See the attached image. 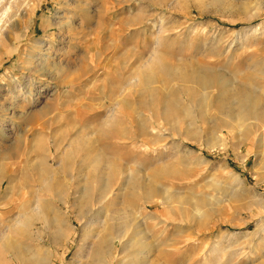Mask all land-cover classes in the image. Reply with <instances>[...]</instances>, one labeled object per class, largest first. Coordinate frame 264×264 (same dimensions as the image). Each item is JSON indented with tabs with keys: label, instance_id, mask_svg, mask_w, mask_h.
I'll use <instances>...</instances> for the list:
<instances>
[{
	"label": "rangeland",
	"instance_id": "374dc122",
	"mask_svg": "<svg viewBox=\"0 0 264 264\" xmlns=\"http://www.w3.org/2000/svg\"><path fill=\"white\" fill-rule=\"evenodd\" d=\"M212 1L0 0L1 24L26 13L0 47V264H82L111 235L128 246L103 244L106 264H264V0ZM193 69L211 101L199 139L160 98ZM255 90L262 117L241 140L227 97Z\"/></svg>",
	"mask_w": 264,
	"mask_h": 264
},
{
	"label": "bare ground",
	"instance_id": "6f19581e",
	"mask_svg": "<svg viewBox=\"0 0 264 264\" xmlns=\"http://www.w3.org/2000/svg\"><path fill=\"white\" fill-rule=\"evenodd\" d=\"M215 5H216V3H217V0H213L212 1ZM162 4V3H161ZM164 5V4H163ZM10 7H11V5H10ZM9 7V10L11 9V8H15L14 10L15 11H11L10 10V14L7 16V17H5V19H4V21H2L3 23L1 24V21H0V47L2 46V44H3V40H2V37H5V35L6 34H9V35H14V31H15V29L17 28V26H19L26 18H25V16H26V13H25V8L23 9L24 11H22V9H20V6H18V5H16V4H14V7H11L10 8ZM23 8V7H22ZM4 9V8H3ZM25 23H26V20L24 21ZM22 25V24H21ZM21 28V27H20ZM8 37V36H7ZM11 39V38H10ZM9 41V40H8ZM11 42V41H10ZM5 43H7L8 44V42H5ZM3 47H4V45H3ZM8 47V46H7ZM6 48V47H5ZM2 49V48H1ZM4 50V49H3ZM6 50V49H5ZM163 59V58H162ZM196 63V62H195ZM184 65V64H183ZM185 65H186V63H185ZM188 65V64H187ZM123 70V69H122ZM121 70V71H122ZM194 70V69H193ZM176 71V70H175ZM124 72V71H123ZM123 72H120L121 73V75H123L122 73ZM171 72H172V70H171ZM192 73L191 74H187L186 76L185 75H183V74H180V73H178L176 76H177V78H176V76H175V78H176V81L173 83V86H172V89H170V88H168V90H166V91H164V93H163V97H160L161 99H163V105H164V107H163V113L165 114V115H168V114H171L172 116H174L175 117V119L174 120H177L178 121V123H180V124H185V123H188V122H190V126H191V129L190 130H187L186 131V134L187 135H189L190 133H197V130H198V133L196 134V135H198V139L199 138H206L207 137V135H208V130H207V123H206V120H208L207 119V117H208V115H207V113H208V111H207V109H208V106L210 105V103H211V101H210V96H209V94H208V92L209 91H207L208 90V86H209V84H208V81H207V79H206V77H204L203 76V74L201 73V71L200 70H194V72L193 71H191ZM118 73V72H117ZM176 73V72H175ZM114 74V76L115 77H113L112 79H114V81H121V82H123V83H125L126 84V86H127V84H128V78L126 77V79H125V77H124V79L122 78V77H120L121 75H118V74H116L115 72L113 73ZM111 75V74H110ZM128 76V75H127ZM109 78H110V76H109ZM121 78H122V80H121ZM130 78V77H129ZM133 79V78H132ZM125 80V81H124ZM133 82H135L137 85V87L139 88V93H141V95H143L144 93H146L145 91H147V89L149 88V86H150V84H151V82H152V76L151 75H149V74H145V73H140L139 72V74H138V79H135L134 78V80H132ZM132 82V83H133ZM122 83V84H123ZM134 83V84H135ZM130 84V83H129ZM244 86V85H243ZM152 87V86H151ZM171 87V86H170ZM221 88H223V87H221ZM246 88V87H245ZM137 89V88H136ZM154 89V88H153ZM224 89H225V87H224ZM157 90V89H156ZM239 90V89H238ZM242 90V89H241ZM138 91V90H137ZM157 91H159L160 92V90H157ZM159 92H157V93H159ZM162 90H161V93L160 94H162ZM138 93V92H137ZM138 93V94H139ZM231 93H233V92H231ZM240 93V92H239ZM242 93V92H241ZM245 93V92H244ZM243 93V94H244ZM137 94V95H138ZM234 94V96H236L235 95V92L233 93ZM237 94V96H238V92L236 93ZM243 94H239L240 96H239V98L238 97H236V99H234L232 96V94L229 96V97H227L228 98V101L230 102H228V104H229V113H228V115H232L231 116V118H230V120H228V121H226V123H227V125L226 126H223V129L224 130H226V131H228L231 135H232V133L234 132V131H236V133H237V135L239 136V138L242 140L243 139V136H244V131L242 132V130L244 129V127L246 126V124H245V122H247V121H245V119H247V118H249L250 120H252L254 123H255V125L258 127V125H259V123H260V120H261V115H262V113H261V105H260V103H259V98L257 97V92H256V90H255V93H253V92H251L250 94H252V95H250L251 97H249V96H247L248 95V93L246 94V96L245 95H243ZM255 94H257V95H255ZM109 95H111V94H109ZM136 95V96H137ZM228 95V94H227ZM253 95H255V96H253ZM145 96V95H144ZM160 96V95H159ZM162 96V95H161ZM110 97V96H109ZM108 98V97H107ZM111 98V97H110ZM238 98V99H237ZM139 99H140V97H139ZM142 99V98H141ZM140 99V100H141ZM160 99V100H161ZM212 99V98H211ZM222 99H223V94H219V95H217V97H216V102H217V108H220V104H221V102H222ZM108 102V101H107ZM162 102V101H161ZM109 106L111 107V108H113L114 109V111L111 113L112 114V118H116L117 119V117H118V113H117V110H118V108L120 107V103H115L114 101L113 102H111L110 100H109ZM108 103H107V105H108ZM140 108H141V104L140 105H138ZM214 106V105H213ZM226 106H228V105H226ZM212 107V106H211ZM223 107V106H222ZM214 109H216V107H213ZM235 108H237V113H238V110H239V113L238 114H236L237 116L236 117H234V110H235ZM212 109V108H211ZM228 109V108H227ZM128 110V109H127ZM124 111L125 112V114H126V118L128 119V122L130 123V125H132V124H134L135 125V123H136V121H137V119H141L142 118V116H144V115H142V114H139L140 116L139 117H135L134 116V111H136V109L134 110V109H129L130 111ZM221 110L222 109H219L218 111H220L221 112ZM264 111V110H263ZM219 112V113H220ZM228 112V111H227ZM217 113V112H216ZM236 113V112H235ZM263 115H264V113H263ZM169 116V115H168ZM217 116H218V114L216 115V117H214L213 119H212V122H215L216 121V119H217ZM165 118H167L166 116H165ZM264 118V117H263ZM171 120V119H170ZM249 120V121H250ZM263 120V119H262ZM164 121V120H163ZM140 122H142V121H140ZM195 123H199L200 124V126H198V127H196V125H195ZM224 123H225V121H224ZM225 123V124H226ZM248 124H250V123H248ZM165 125H166V123H165ZM254 125V126H255ZM39 128H38V130L39 131H42V125L41 124H39ZM168 127H169V125H167ZM263 126V127H262ZM138 129H139V132L140 133H142V130H143V127H142V125H138V126H136ZM247 127V126H246ZM245 127V128H246ZM262 127V134H261V136H258V137H256L257 139H255V144H256V147H257V154H256V156H258V154L260 155V156H262L263 158H264V123H260V126H259V128H261ZM37 129V128H36ZM250 129V128H249ZM251 130H252V128H251ZM254 130V129H253ZM245 131H246V129H245ZM255 131V130H254ZM257 132V131H256ZM173 133V132H172ZM250 133V132H249ZM174 134V133H173ZM251 134V133H250ZM143 135V134H142ZM248 135V134H247ZM253 135V134H252ZM117 136V135H116ZM116 136H114V139H117V137ZM250 136V135H249ZM248 136V137H249ZM136 137V136H135ZM143 137V136H142ZM232 137V136H231ZM141 139V138H140ZM244 140H246V139H244ZM113 141V140H112ZM116 141V142H115ZM199 141V140H198ZM118 142V140H114V143H117ZM164 142V141H163ZM162 142V143H163ZM114 143H112V144H114ZM35 146V145H34ZM254 148H255V146H254ZM35 149H37L36 148V146H35ZM34 149V150H35ZM259 150V151H258ZM101 157V156H100ZM98 158H99V156H98ZM96 160V159H95ZM111 161V160H110ZM109 161V162H110ZM98 163H100V161L98 162ZM97 165V164H96ZM99 165V164H98ZM97 165V166H98ZM108 165V164H107ZM254 168H256V165L254 166ZM37 171V170H36ZM59 171V170H58ZM15 171L13 170L11 173H9L8 175H7V178L9 179L8 181H9V183H11L12 182V177H13V173H14ZM57 172V171H56ZM56 172H54L53 173V176H54V180H58V178H56V175H57V173ZM37 173L39 174V171H37ZM59 173V172H58ZM34 174V173H33ZM36 174V173H35ZM35 174H34V176H35ZM109 174V173H108ZM114 175V174H113ZM116 176V175H115ZM36 177H38V175H36ZM40 177V176H39ZM58 177V176H57ZM100 178V177H99ZM42 179V178H41ZM103 179V178H102ZM38 180H39V178H38ZM105 180H106V178H105ZM36 181V180H35ZM108 181V180H107ZM106 181V182H107ZM104 182V181H103ZM37 183V182H36ZM103 185V184H102ZM115 185V182H112V183H108V185H107V190H108V192L110 191V188H112L113 186ZM67 186V185H66ZM53 187V186H52ZM105 188V189H106ZM19 190V189H18ZM24 190V189H23ZM98 190V189H97ZM116 190V189H115ZM64 191V190H63ZM103 191H104V189H103ZM65 192V191H64ZM102 192V191H101ZM22 193H23V191H22ZM21 193V194H22ZM59 193V191H58V189L57 188H54V190L52 191V197H56V195ZM99 193V192H98ZM19 193H17V195H18ZM24 194V193H23ZM100 194V193H99ZM107 194V193H106ZM85 196V195H84ZM100 197H101V195H100ZM84 198V197H83ZM99 198V197H98ZM55 200V199H54ZM56 201V200H55ZM82 201V200H81ZM86 201V200H85ZM46 204H48V203H46ZM47 206V205H46ZM49 206H51V205H49ZM48 207V206H47ZM53 208V207H52ZM147 208V207H146ZM48 209V208H47ZM51 209V208H50ZM52 210V209H51ZM53 210H54V208H53ZM53 212V211H52ZM131 213V212H130ZM54 214V213H53ZM131 215V214H130ZM137 216V215H136ZM55 218V217H54ZM126 218H128V217H126ZM113 219H115V218H113ZM55 221H56V219H55ZM119 221H123V219H120ZM53 222V221H52ZM54 223V222H53ZM136 223V222H135ZM55 224H57L58 225V223H55ZM60 228V227H59ZM58 229V228H57ZM143 229V228H142ZM58 230H60V229H58ZM140 230V229H139ZM52 231V230H51ZM143 232V231H142ZM59 233H60V231H59ZM61 233H62V231H61ZM52 236V235H51ZM108 237V236H107ZM110 237V236H109ZM171 240V239H170ZM105 241H106V243H105ZM105 241H103V240H101V236L100 237H98L97 238V242H96V244L95 245H93L92 247L94 248V250H93V248H92V255H91V257H90V255H89V257L88 256H86V258L84 257V253H81V252H79V253H81V254H79V256H78V260H80V259H83V257L85 258V262H83L82 264H106L105 263V256H106V251H105V247H104V245L103 244H107V242H109L110 243V245H112V247L114 248L115 247V243L116 242H118L121 246H122V251L124 250V251H127V246H128V244L126 243V242H124V240H122V237L121 236H119V235H116V236H113V235H111V237L109 238V239H107V240H105ZM165 241V240H164ZM169 241V240H168ZM170 242H168V243H164V246L165 247H168V246H171L170 244H169ZM173 244H175V241H173ZM164 249V248H163ZM158 253V257H162V259H163V256H165V257H167V256H169L170 254H171V252H169V251H167L166 249L165 250H163V251H159V252H157ZM44 254V253H43ZM87 254V253H86ZM172 255H174L173 253H172ZM48 256V255H47ZM39 258H40V256H38ZM44 257V256H43ZM39 258H37V259H39ZM35 260H36V258H35ZM37 261V260H36ZM47 261V259H39V262H40V264H44V262H46ZM156 261L158 262V260L156 259ZM161 261V260H160ZM39 262H37V264L39 263ZM121 263V262H120ZM120 263H118V264H120ZM160 263V262H159ZM161 264H166V262H162Z\"/></svg>",
	"mask_w": 264,
	"mask_h": 264
}]
</instances>
